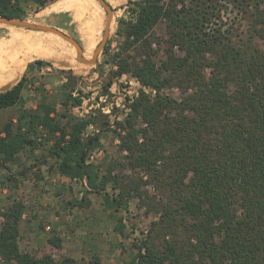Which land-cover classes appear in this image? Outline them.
I'll list each match as a JSON object with an SVG mask.
<instances>
[{
  "label": "trees",
  "instance_id": "obj_1",
  "mask_svg": "<svg viewBox=\"0 0 264 264\" xmlns=\"http://www.w3.org/2000/svg\"><path fill=\"white\" fill-rule=\"evenodd\" d=\"M29 1L41 9L58 0ZM90 1L104 14L99 2ZM207 1H128L116 19V46L108 39L103 61H96L99 75L109 67L100 95L124 75L140 85L135 96L125 97L121 117L113 113L110 119L102 105L71 115L69 108L80 107L88 94L78 85L80 77L58 69L62 79L55 94L46 95L43 75L35 71L51 63L29 62L17 82L0 91V109L22 105L28 90L40 96L35 108L21 109L0 128V185L16 187L28 167L11 172L7 163L26 148L41 147L32 165L50 158L60 176L100 194L121 236L129 235L119 212L128 211L132 198L159 213L145 237L132 243L134 254L125 264H264V47L257 44L264 41V0H232L247 14V37L235 41L219 29L203 31L210 20ZM0 16L26 17L19 0H0ZM113 26L112 19L110 33ZM170 87L180 90L179 100L164 91ZM90 126L95 132L87 134ZM107 132L118 140V155L96 161L93 154L103 148ZM128 169L138 172L137 179ZM140 181L157 198L149 199ZM9 199L0 209V264L77 262L22 251L19 224L26 205ZM85 200L83 194L68 204L83 207ZM47 242L62 246L56 234Z\"/></svg>",
  "mask_w": 264,
  "mask_h": 264
},
{
  "label": "rangeland",
  "instance_id": "obj_2",
  "mask_svg": "<svg viewBox=\"0 0 264 264\" xmlns=\"http://www.w3.org/2000/svg\"><path fill=\"white\" fill-rule=\"evenodd\" d=\"M105 1L111 6L113 11L114 26L112 32L109 33L108 39H112L111 45L115 47L116 19L125 13L128 1L133 0ZM207 3L209 4L208 11L210 12L208 14H210V20L205 23L203 31L212 33L214 32L213 30L219 29L223 35L230 37L232 41L240 37L243 39L247 37V14L243 13L232 0H210ZM93 7L94 14L100 15L101 19V31L98 34L97 44L95 43L97 46L102 37L107 12L103 6L104 14L103 12L100 14L94 4ZM29 13L32 14V8L29 9ZM30 14L28 17L26 16L29 19H27L28 21L55 26L65 34L77 39L82 46L79 23L72 18L69 11L65 12V14L64 12L51 11L49 16L34 17ZM160 27L161 25L156 27L157 33H161ZM12 31L27 33L36 32L37 30L1 24L0 41L8 39L12 35ZM60 40L68 49L65 55L69 60L67 62L69 64L65 63L66 60L55 59L56 56L53 61L56 69L43 68L41 72L35 71L37 76L43 75L39 78V81L46 84L45 90L41 91L45 92L46 95L49 93L51 95L55 94V85L62 79V75L58 73V68L63 66L64 69H71L75 75L80 77L78 85L81 86L84 93H88L80 107L69 108L72 114L80 116L87 113L90 109L99 108L102 105V113L108 115L110 119L114 118L113 113L121 117V110L125 109V97L132 98L135 96L140 86L139 83L135 79L127 78L124 75L112 83L105 95H100L102 85L108 77V65L103 66V73L99 75L96 62L94 64H86L79 61L74 47L64 39L60 38ZM95 44L93 47L90 46L88 51H86L87 49L83 51L84 58L89 59L91 57L92 52L96 48ZM257 44L264 47V41H257ZM53 47L57 50L55 52L61 53L64 51L63 48ZM174 49L179 52L177 46ZM96 61L101 63L103 56L99 54ZM28 91L23 94V98L27 99L26 104L29 106L37 105L40 101L38 92ZM164 91L176 100H179L182 96L177 87H170ZM96 96H99L98 102ZM114 107L119 110L113 109ZM58 110H60L59 107ZM10 111L12 112L13 108L0 110L1 126L11 113ZM93 132H95V128L90 126L87 129V134ZM101 143L103 148L96 150L93 154L96 161L108 162L109 159L117 157L118 140L111 133L107 132L104 134L101 138ZM34 160H26L22 163H7L11 168V172L19 170L21 166H27L28 169L24 178L18 180L16 187L10 186L9 181H6L3 186L0 185V209L9 203V198L22 200L26 205L25 213L19 224L18 244L20 249L37 257L45 253H50L54 259H59L62 256H71L77 260L75 264H94L95 258H98L101 264H125L134 254L132 243L135 239L145 237L151 222L157 220L159 213L151 205H146L143 201L132 198L128 203V211L122 210L119 212L125 216V232L129 235L127 237L121 236L113 230L115 220L109 216L110 210L103 204L100 194L86 193L82 183L60 176L52 159H47L45 165H32L35 162ZM1 172L3 174L6 170L1 168ZM125 173L135 179L138 177V172L136 171L131 172L128 169ZM39 174L42 175V179L37 178ZM145 178L143 176L142 179L144 180ZM140 189L147 191L149 199L157 198V191L151 185L144 186L140 181ZM83 194L86 195L83 207L68 204V201H73L74 203L79 201ZM52 234L59 235L64 240L68 250H63L62 246L54 248L48 244L47 237ZM165 239H168V237Z\"/></svg>",
  "mask_w": 264,
  "mask_h": 264
},
{
  "label": "crops",
  "instance_id": "obj_3",
  "mask_svg": "<svg viewBox=\"0 0 264 264\" xmlns=\"http://www.w3.org/2000/svg\"><path fill=\"white\" fill-rule=\"evenodd\" d=\"M19 3L24 8L25 16L27 17L30 14V8H32V14L30 15H33L34 17L41 15L49 16L51 11L60 13L64 12V14L65 12L69 11L72 18L79 23L81 39L83 42V51L86 49V51H88L90 46L93 47L97 42L98 34L101 31V19L100 15L97 16L94 14V7L90 0H58L55 3H48L41 9H36V4L29 0H19ZM27 17H25V20L28 19ZM11 34L12 35L8 39H2L0 41V91L5 90L6 88L16 83L21 75L25 72L27 64L34 61L35 59H44L49 61L51 63V67L47 66L45 67V69L56 68L53 65L54 57L56 56L57 57L55 59L59 58L60 61L66 60L65 63L69 64L67 63L69 60L65 55L68 52V49L62 44L61 40L58 39L59 37L57 38L53 36L52 33H43L42 31L27 33H23L21 31H12ZM53 46L63 48L64 51H62L61 53L55 52L57 50H55ZM58 69H64V67L61 66ZM26 101L27 99L25 100L24 98L22 105L18 104L12 107H8L13 108V111H10L11 113L7 116V119H5L4 123L8 120L15 121V118L19 114V111L21 109L35 108L37 106H29L26 104ZM4 109L7 108H3L0 110ZM69 113L71 115H74L70 110ZM0 119L2 118L0 117ZM2 126L0 125V128ZM42 152L43 149L41 147L26 148L24 149V152L17 157L16 162L22 163L26 160L35 159L36 157H40ZM22 155L24 158L22 157ZM45 164L46 163H43V165ZM66 247L67 245L65 244L64 240H62L63 250H68L66 249Z\"/></svg>",
  "mask_w": 264,
  "mask_h": 264
},
{
  "label": "water",
  "instance_id": "obj_4",
  "mask_svg": "<svg viewBox=\"0 0 264 264\" xmlns=\"http://www.w3.org/2000/svg\"><path fill=\"white\" fill-rule=\"evenodd\" d=\"M96 1L99 2L105 8L107 12V17H106L101 40L99 41L98 45L94 49L89 59L83 57V48L75 38L65 34L64 32L57 29L56 27H53L50 25H44V24H40L36 22H30L25 19L11 18L7 16H0V24L54 33L58 35L59 37H61L62 39H64L65 41H67L68 43H70L74 47L76 51V56L79 61L86 63V64H94L97 60L98 55L103 50L106 44V41L108 39L109 32H110V23H111L112 16H113L112 8L105 0H96Z\"/></svg>",
  "mask_w": 264,
  "mask_h": 264
},
{
  "label": "bare ground",
  "instance_id": "obj_5",
  "mask_svg": "<svg viewBox=\"0 0 264 264\" xmlns=\"http://www.w3.org/2000/svg\"><path fill=\"white\" fill-rule=\"evenodd\" d=\"M111 22H112V20H111ZM110 27H111V23H110ZM51 33V32H50ZM110 33V32H109ZM52 34H54V33H52ZM56 35V34H55ZM56 36H58V35H56ZM59 37V36H58ZM59 38H61V37H59ZM93 53V52H92Z\"/></svg>",
  "mask_w": 264,
  "mask_h": 264
}]
</instances>
